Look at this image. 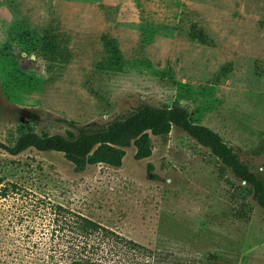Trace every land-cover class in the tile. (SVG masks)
<instances>
[{
    "label": "rangeland",
    "instance_id": "obj_1",
    "mask_svg": "<svg viewBox=\"0 0 264 264\" xmlns=\"http://www.w3.org/2000/svg\"><path fill=\"white\" fill-rule=\"evenodd\" d=\"M142 104L187 108L264 180V0H0V264H264V211L179 129L120 169L6 152Z\"/></svg>",
    "mask_w": 264,
    "mask_h": 264
},
{
    "label": "trees",
    "instance_id": "obj_2",
    "mask_svg": "<svg viewBox=\"0 0 264 264\" xmlns=\"http://www.w3.org/2000/svg\"><path fill=\"white\" fill-rule=\"evenodd\" d=\"M53 46L50 45L47 51L43 47L46 55L58 54ZM62 123L70 129L64 135L29 132L23 134L14 147L6 148V152L15 157L28 150L61 154L76 173L101 165L120 169L128 149H136V161L148 160L153 154L152 137L165 138L173 129H179L199 146L209 150L222 167L250 190L253 201L264 211V180L241 160L235 149L225 143L220 135L197 124L185 107L175 105L172 108H160L142 104L110 122L92 123L86 127H79L74 122ZM81 220L80 230H100L96 223L84 218ZM64 264L95 263L80 257Z\"/></svg>",
    "mask_w": 264,
    "mask_h": 264
}]
</instances>
